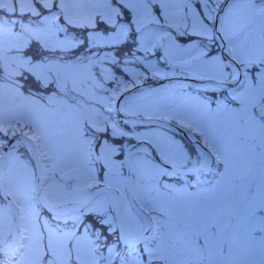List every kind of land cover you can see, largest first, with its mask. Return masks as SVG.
Instances as JSON below:
<instances>
[{"label":"rangeland","instance_id":"rangeland-1","mask_svg":"<svg viewBox=\"0 0 264 264\" xmlns=\"http://www.w3.org/2000/svg\"><path fill=\"white\" fill-rule=\"evenodd\" d=\"M221 1L116 0L113 5L110 0H0V134L10 138L18 132L35 139L48 205L80 202L97 185L115 187L123 193L121 231L135 239L143 234L145 220L124 195L120 164L114 174L98 178L91 158L97 133L124 134L110 121H119L111 113L117 92L150 80L201 73L203 65L190 64L210 47ZM258 1L231 0L219 26L229 55L242 70L236 76L241 87L237 107L211 103L178 82L136 90L120 104L133 116L192 124L203 131L201 142L217 162L209 176H183L177 180L188 185L173 184L172 172L142 150L133 153L132 198L150 215L153 239L121 252L106 247L118 230L107 192L84 207L43 213L35 200V169L20 147L7 157L1 176L18 210L21 238L15 256L0 255V264H264V36L253 31L259 19L250 20L258 13ZM237 6L241 8L234 15ZM98 22L111 31H90L96 43L128 39L138 50L123 58L126 63L119 65L112 87L106 86L115 75L108 65L99 63L92 70L88 62L41 59L48 50L74 46L72 28L92 29ZM237 22V28L239 22L250 27L236 32L230 24ZM210 63L224 65L219 55ZM176 64L182 69L176 70ZM30 74L42 84L51 83L53 90L43 99L30 85L24 91L19 84L18 77ZM219 113L223 122L236 120L234 126L221 125ZM207 123L210 129L221 125L222 140L211 137ZM140 129L160 159L181 164L179 154L187 144L173 132L151 125ZM215 134L220 135L218 130ZM2 146L0 142V150ZM191 149L194 168L201 154ZM12 225L9 207L0 198V246L11 241ZM103 225H112L113 233Z\"/></svg>","mask_w":264,"mask_h":264},{"label":"water","instance_id":"water-1","mask_svg":"<svg viewBox=\"0 0 264 264\" xmlns=\"http://www.w3.org/2000/svg\"><path fill=\"white\" fill-rule=\"evenodd\" d=\"M228 1H230V0H227L223 4V6L220 8V10L217 12V14L215 16V20H214L215 36L219 40V47H220L221 53H223V54H225V50H224L225 44H224V41H223L221 34L219 32V23L221 21L222 13H223L224 8L226 7ZM232 62L235 64L234 61H232ZM238 70L240 72L239 68H238ZM173 81H174L173 78H166V79H160V80H155V81H149V82L137 85L134 88L122 93L117 98L115 108L118 111L119 115L122 117V119H124L125 121H128L131 124L163 126V127L169 128V129L176 130V131L178 130L181 134L186 136V133L183 130H181L180 128H178L175 124H172L170 122H167V121H164L161 119H156V118H144V117L127 115V114L123 113L119 108L120 102L122 101V99L126 95H128V94H130L136 90L142 89V88H148V87H152V86H155L158 84H163V83H168V82H173ZM195 82L201 83V84L212 83V84H216V85H219L222 87L234 86V82H232V81L222 83V82H218V81H214V80L205 79V80H197ZM186 137L189 138L188 136H186ZM27 141L30 142V147H28V149H29L30 156L34 161L35 167L37 170V184H36L37 201L44 208V210H46L49 213H58V212L64 211L65 209H67L71 206H74V205L86 206V205L90 204L92 202V200L97 195H99L101 193H104V192L112 193V194L116 195V197H117V202L115 204V217H116V223L118 225L119 239L122 243H124L127 246H135V245L142 243L143 241H146L150 237V234H151L149 232L150 230H148V229H150L152 227V219H151L150 215L148 213H146L144 210H142L140 207H138L137 204L134 202V199L132 198V192H131V183H132L131 156L137 150V147H139L141 145L147 146L149 148L148 154L152 157L153 160H155L159 164L163 165L164 167L174 171L175 173H179V174H183V175L205 174L209 171L210 167L213 164V157H212L211 152L203 144H201L196 138H194V139L192 138V140L190 141L191 144H193L195 147L199 148L200 150L206 152L209 159H208V161H204V163L202 164L201 167L193 169V170H181V169H178L176 167H173V166L167 164L166 162H164L162 159L159 158V156L157 155V153L155 152L153 147L146 141H140V142H136V143L130 145L127 148V150L125 151L124 156H123V163L125 166V189H126L127 196L130 200V203L135 207L137 212L141 214V216H143L144 218L147 219V221L149 223V228H147L145 233L140 238H138L137 240L125 241L123 236H122L121 230H120L119 210H120V206L122 204V196L118 190L113 189V188H108V187H100V188L96 189L94 192H92L90 194V196L84 202H70V203L62 205L60 207L49 206L48 204H46L44 202V200L42 198V194H41L42 167H41L39 157L37 155L35 141L28 136H22V135L18 136L17 139L0 156V196L9 205L11 215L13 218V240H12V243L9 244L8 246H4V247L0 246V252H5V251H9L11 249H14L15 246L17 245L18 239L20 237V223H19L18 210H17L16 206L14 205L13 201L8 196V194L5 190L4 183L1 179V169H2V166H3L7 156L17 146H19L20 144H23V143L26 144ZM97 154H98L100 163L103 166V168L107 172L113 174L115 172V162L108 155L107 150L102 145H100L97 148Z\"/></svg>","mask_w":264,"mask_h":264},{"label":"flooded vegetation","instance_id":"flooded-vegetation-1","mask_svg":"<svg viewBox=\"0 0 264 264\" xmlns=\"http://www.w3.org/2000/svg\"><path fill=\"white\" fill-rule=\"evenodd\" d=\"M223 2H225V0L221 1V3H223ZM255 6L258 9V13L254 14L253 17L250 16V17H252V18H250V20L255 18V19H259V21L255 23V25H254L255 27L253 28V31L257 30L258 35L261 34L262 36H264V26H263L264 25V0H260V1L256 2ZM239 8H241V6H237L235 8V10H233L232 13L234 15H236ZM237 24H238V22L230 24L231 27L233 28V30L236 32L242 30L244 26H248V24H243V23L239 22V25H238L239 28H237ZM192 26H194V24H192ZM248 27H250V26H248ZM208 41H209L208 43L210 44V47L208 48L206 55L203 58L200 57L201 59L200 58L198 60L194 59V61H192V64H190V65H196V64L203 65L202 69L200 68L201 73L199 75L181 74V75H176L173 77H175V78H188V79H213V80L223 81V82L232 79L233 75H231V73H232L231 67L228 66L225 62H224V65H216V64L212 65L210 63V61H214L215 57H217L218 55L221 57V55H220L218 45H217V41L215 40V38L212 40L209 39ZM261 41L264 42V40H261ZM244 42H245L244 44H246L245 40H244ZM248 46H252V45H248ZM194 58H196V57L194 56ZM221 59H222V57H221ZM199 62H201V63H199ZM174 67L176 68V70H180V69H182L183 66H181L180 64H176V65H174ZM250 68L254 69L255 65L250 64ZM178 83H181V82H178ZM183 84H185V83H183ZM187 87L190 90L189 93H196V94H199L202 96L205 95V96H208L211 100L216 99L217 102H220V103L227 105L228 108H231V107L235 108L239 104L238 98H237V93L240 92V85L238 86L235 84L234 86L229 87V88H222V87H219L215 84L197 85L193 82H190V83H187ZM224 115H226V114H224ZM226 116H227V118H229V116H230V118L232 117L231 118L232 120L235 118V115H233V114H230V115L228 114ZM219 118L223 122V120H222V118H224L223 114L219 113ZM239 119L241 121L240 117H239ZM177 120L178 121H175V124L184 128L186 130V132L196 136L200 141L205 140L204 136H203V134H204L203 131L195 128L194 126H192V124H186L179 119H177ZM235 123H236V120L235 121H228V119H227L226 122L221 123V125L233 127ZM241 123H242V121H241ZM216 125L218 126V128L214 124V126H212V127H214L215 129H210V125H208V123H207L205 125L206 131L211 133L210 135L213 138H216V139L222 138L223 139V136H222L223 134L220 131V128H222V127H221V125H218V124H216ZM125 127L128 130L131 129L132 131H134L132 134L127 132L128 137L132 136L134 138L137 137V139H144L140 134V132H141L139 130L140 128H138L136 126H131L129 124L125 125ZM217 130H218V133L220 135L215 134L217 132ZM132 131H130V132H132ZM174 136L180 141V143L187 144V147H184L185 151H182L179 154L181 164L176 165V167H178L180 169L192 168L191 165L193 162L194 155L192 153V149H191L192 146L190 145L189 140L187 138H185L184 136L178 134V133H175ZM200 162H201V160H200ZM162 168L165 170H168L164 167H162ZM172 173H174V172H172ZM174 174L177 177H181V175H176V173H174ZM181 183H183V182H181ZM113 223H114V220H113ZM105 227L107 228L106 231H108V232L111 231L113 233L114 229H113L112 225H105ZM111 238L113 239V242H114L113 247H112L113 250L115 249V250L122 251L124 249H127L125 246H123L119 242L118 233H115V236H112ZM115 239H116V242L114 241Z\"/></svg>","mask_w":264,"mask_h":264},{"label":"trees","instance_id":"trees-1","mask_svg":"<svg viewBox=\"0 0 264 264\" xmlns=\"http://www.w3.org/2000/svg\"><path fill=\"white\" fill-rule=\"evenodd\" d=\"M111 4H117L116 0H110ZM90 31H100L103 33H108L111 31V28L105 26L102 22H98L95 28H78L71 29L72 40L75 42V45L70 48L60 49V50H48L41 59H50V60H59L68 63H90L92 70L96 68V65L101 63L108 65L110 70L115 74L113 80H110L106 83L107 86L112 87V82L118 81L119 75L121 73L119 65H123L124 57H131L138 54V50L134 42L129 41L128 39L117 42V43H96L95 39L90 38ZM37 59V58H36ZM39 59V56H38ZM126 62H124L125 64ZM126 77V75H125ZM18 80L21 81V87L28 89L32 88L37 97L43 99L45 95L49 94L53 88L51 84H42L39 79L34 75L30 74L24 77H19ZM18 132L12 134L9 138L4 134H0V142H3L2 153L10 143L18 135ZM122 137H114L107 139L105 142L112 149V156L115 160L121 162L123 150H124V141L120 139ZM26 151V149H25ZM97 162V161H96ZM101 171V168H100Z\"/></svg>","mask_w":264,"mask_h":264},{"label":"bare ground","instance_id":"bare-ground-1","mask_svg":"<svg viewBox=\"0 0 264 264\" xmlns=\"http://www.w3.org/2000/svg\"><path fill=\"white\" fill-rule=\"evenodd\" d=\"M28 143H29V142H28ZM137 149L142 150L143 152H144V151L149 152V148H148L147 146H145V145H141V146L137 147ZM203 155L205 156V155H207V153L204 152ZM206 158H208V156H207ZM206 160H207V159H206ZM115 199L117 200L116 195H115ZM122 236H123V235H122ZM123 238H124L125 241H130V240H131V239L128 240L127 237L125 238L124 236H123Z\"/></svg>","mask_w":264,"mask_h":264}]
</instances>
